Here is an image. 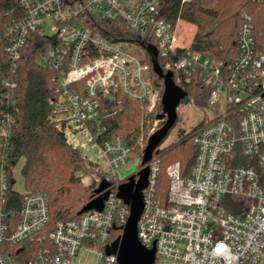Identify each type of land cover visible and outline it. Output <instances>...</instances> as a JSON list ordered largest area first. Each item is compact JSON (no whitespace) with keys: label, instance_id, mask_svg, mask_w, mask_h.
<instances>
[{"label":"built area","instance_id":"2783aa9c","mask_svg":"<svg viewBox=\"0 0 264 264\" xmlns=\"http://www.w3.org/2000/svg\"><path fill=\"white\" fill-rule=\"evenodd\" d=\"M17 2L24 14L7 27L10 42L5 50L14 61L30 31L51 38L42 64L53 71L52 119L67 144L105 166L101 170L109 186L101 210L56 221L46 233L50 245L24 261L14 259L13 246L48 228L49 204L44 192L26 193L12 227L13 213L4 207V150L13 119L3 114L0 264H74V257L88 254L93 264H117L116 254H107L106 247L113 241L112 228L123 227L129 214V206L116 193L119 168L132 157V148L122 135L103 138L106 121L121 108L119 95L145 107V116L154 112L161 96L143 55L132 54L126 41H111L81 25L77 18L88 16L118 18L135 31L152 34L157 57L173 76L175 71L176 81L198 69L210 87L207 103L217 117L193 136L196 155L188 174L182 176L178 161L167 165L162 201L154 192L157 160L147 163L137 238L145 248L154 247L153 264H264V32L255 28L251 17L241 15L236 55L223 64L190 49L191 42L181 43L178 30L183 22L177 18L171 24L161 17L158 0ZM178 48L183 51L178 53ZM4 85L14 86L9 80ZM155 118L146 137L158 126Z\"/></svg>","mask_w":264,"mask_h":264},{"label":"trees","instance_id":"16d2710c","mask_svg":"<svg viewBox=\"0 0 264 264\" xmlns=\"http://www.w3.org/2000/svg\"><path fill=\"white\" fill-rule=\"evenodd\" d=\"M161 17L171 24L179 18L184 24L194 26L190 49L209 56L214 61L228 64L236 55V36L241 23V15L247 13L257 30L264 32V4L254 0H158ZM23 9L17 0H0V121L3 114L11 115L10 136L4 150L7 172V189L5 209L13 213L12 227L20 210L23 196L30 192H44L49 204V225L42 232H37L11 248L14 259L24 261L32 257L39 249L50 245L47 231L58 220L76 218L81 208L96 197L94 190L100 180L105 177L100 166L86 159L80 150L67 144L62 132L52 119L53 71L39 61L51 38H46L38 30L30 31L26 42L19 49L18 57L13 61L5 48L10 42L6 33L8 26L20 21ZM79 23L88 26L93 32L111 41H126L142 49V55L149 66V75L159 96L163 90V79L156 75L151 66L150 56L145 45L156 46V39L152 34H142L128 27L121 19H94L78 17ZM178 53L183 51L178 48ZM163 71L164 59L157 57ZM173 80L186 93L180 103L191 101L197 107L208 106L207 100L210 87L201 80L198 69L176 81L175 71ZM13 82L8 88L4 81ZM121 108L106 121V132L103 138L122 135L132 148V156L137 157L136 170L127 177L118 180L121 184L142 168L141 153L146 144V136L139 145L140 136L138 123L143 113V106L119 95ZM162 113L160 100L156 102L154 117ZM152 114V115H153ZM151 115V116H152ZM217 116L206 118L192 126L189 130L165 144L155 148L152 159L158 163V173L154 192L157 198L164 200L168 179L164 172L165 165L178 161L181 165L182 176L190 171L196 147L192 139L202 127L216 119ZM147 116L143 117V124ZM177 122V118L175 123ZM163 123L160 118L159 126ZM174 123V125H175ZM173 125V126H174ZM172 126V127H173ZM171 127V128H172ZM170 128V129H171ZM170 131V130H169ZM168 131V133H169ZM167 136V135H166ZM163 142V141H162ZM22 158L20 174L23 179L24 190L15 187L12 166L16 160ZM12 161V164H10ZM94 172L99 174L89 185H81L77 172ZM113 185V183H112ZM112 240L119 237L122 227L118 224L112 228Z\"/></svg>","mask_w":264,"mask_h":264},{"label":"water","instance_id":"95a60500","mask_svg":"<svg viewBox=\"0 0 264 264\" xmlns=\"http://www.w3.org/2000/svg\"><path fill=\"white\" fill-rule=\"evenodd\" d=\"M145 50L150 56L153 72L163 79V90L160 97L162 113L157 118L163 119V123L153 131L147 138L142 151L141 165L135 179L134 175L129 176L127 181L117 187V197L129 206V214L122 227V233L115 238L110 246L106 247V253H115L117 264H153L154 247L147 249L137 238V222L143 209L142 190L147 185L148 165L155 148L163 141L170 128L174 125L177 113L176 107L180 100L186 95L185 91L173 80V73L170 70L163 71L157 60V49L153 45H145ZM109 182L100 180L94 190L96 197L88 201L79 213L95 209L101 210L103 202L107 198L106 188Z\"/></svg>","mask_w":264,"mask_h":264},{"label":"rangeland","instance_id":"374dc122","mask_svg":"<svg viewBox=\"0 0 264 264\" xmlns=\"http://www.w3.org/2000/svg\"><path fill=\"white\" fill-rule=\"evenodd\" d=\"M45 32L48 33V29H46ZM178 33H179V41L185 45H188L191 42V38L194 34V26L192 24L189 25V24L180 23ZM129 50L132 54H141L142 53V49L140 47L134 45V44L129 45ZM39 61L42 63L43 58L40 57ZM145 110H146V108L144 107L143 113H142L141 118H140L139 123H138L139 133H140L139 138L142 137L141 143H143V137L146 136V134H145L146 131L150 128L153 121L156 119L154 117L153 113L149 114L150 116L147 114V120H145V123L143 124V122H144L143 117L146 115ZM176 113H177V122L170 129L167 136L163 139V142H161V145L167 143L168 141H170L172 139H176L178 136H180L181 134H183L184 132L189 130L192 126L199 123L200 121L205 120L206 118L213 117L215 114V109H214V107H212L210 105L200 108V107H197L191 101H189L187 103H179V105L176 107ZM159 121H160V119L156 120L157 125L159 124ZM141 123H142V125H141ZM158 127H159V125L157 126V128ZM139 138H138V140H139ZM80 153L82 154V156H84V154L82 152H80ZM141 155H142V153H141ZM84 157L86 159L90 160L88 158L90 156H88V157L84 156ZM137 160L138 159L136 156L135 157L132 156L126 162L125 166H122L119 168V171H118L119 179H123V178L127 177L128 175H130L131 173L135 172ZM22 162H23V159L19 158L16 160L15 164L12 166V173H13V177L15 178V187H16V189H18L20 191L24 190L23 179H22V176L20 174V167H21ZM172 162H174V161H172ZM95 163H97V162H95ZM170 163L171 162H169L165 165V168H164L165 174H166V167ZM97 164L100 166V168H102V169L105 168V166L102 163H97ZM75 176L78 177L81 185L86 186V185L91 184L93 179H97L99 174H96L94 172L84 173V172L78 171ZM166 176H167V174H166ZM167 179H168V176H167ZM91 258H92V254H88V255H81L79 259H78V257H74L72 260H73L74 264H93Z\"/></svg>","mask_w":264,"mask_h":264}]
</instances>
